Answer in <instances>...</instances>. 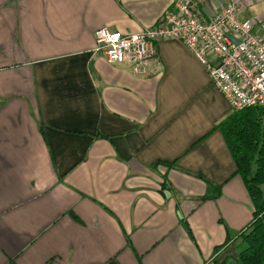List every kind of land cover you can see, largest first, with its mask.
Instances as JSON below:
<instances>
[{
  "label": "crops",
  "instance_id": "crops-1",
  "mask_svg": "<svg viewBox=\"0 0 264 264\" xmlns=\"http://www.w3.org/2000/svg\"><path fill=\"white\" fill-rule=\"evenodd\" d=\"M173 1L0 0V264H238L253 207L206 68L176 39L144 76L93 52Z\"/></svg>",
  "mask_w": 264,
  "mask_h": 264
},
{
  "label": "built area",
  "instance_id": "built-area-1",
  "mask_svg": "<svg viewBox=\"0 0 264 264\" xmlns=\"http://www.w3.org/2000/svg\"><path fill=\"white\" fill-rule=\"evenodd\" d=\"M205 1L174 0L172 10L138 33L98 29L93 52L144 76L155 60L158 41L181 40L206 68L232 112L264 109V18H240V6L225 0L206 19L200 8Z\"/></svg>",
  "mask_w": 264,
  "mask_h": 264
},
{
  "label": "trees",
  "instance_id": "trees-1",
  "mask_svg": "<svg viewBox=\"0 0 264 264\" xmlns=\"http://www.w3.org/2000/svg\"><path fill=\"white\" fill-rule=\"evenodd\" d=\"M264 109L233 111L218 122L253 207L252 218L238 233V264H264ZM255 164V170L252 166Z\"/></svg>",
  "mask_w": 264,
  "mask_h": 264
},
{
  "label": "rangeland",
  "instance_id": "rangeland-1",
  "mask_svg": "<svg viewBox=\"0 0 264 264\" xmlns=\"http://www.w3.org/2000/svg\"><path fill=\"white\" fill-rule=\"evenodd\" d=\"M262 117H264V116H262ZM252 170H255V164H253V166H252Z\"/></svg>",
  "mask_w": 264,
  "mask_h": 264
}]
</instances>
